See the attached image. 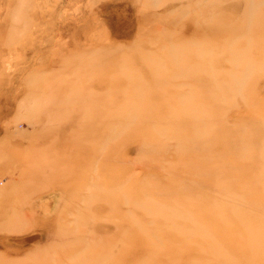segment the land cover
<instances>
[{
	"label": "rangeland",
	"instance_id": "1",
	"mask_svg": "<svg viewBox=\"0 0 264 264\" xmlns=\"http://www.w3.org/2000/svg\"><path fill=\"white\" fill-rule=\"evenodd\" d=\"M0 207V264H264V0H0Z\"/></svg>",
	"mask_w": 264,
	"mask_h": 264
},
{
	"label": "bare ground",
	"instance_id": "2",
	"mask_svg": "<svg viewBox=\"0 0 264 264\" xmlns=\"http://www.w3.org/2000/svg\"><path fill=\"white\" fill-rule=\"evenodd\" d=\"M210 83H214V81H211ZM215 83L216 84H218L216 81H215ZM219 85V84H218ZM70 109H75V107L74 106H72L71 108H68L67 110H70ZM72 112H76L75 110H71ZM196 112H199V111H194L191 115H190V117H189V119H187V120H185V119H183L182 118V122L185 124V123H190V122H196L197 120H198V115L197 114H195ZM194 114V115H193ZM193 115V116H192ZM135 117H130V114L129 113H127V116H126V121H127V123L128 124H130V122H134V121H137V120H139V119H134ZM138 118V117H137ZM139 118H140V116H139ZM107 121H108V119L105 121V123H104V126H105V124L107 123ZM147 122V119L145 120V122L144 123H146ZM101 124V120H100V122H99V125ZM115 124H116V122H115ZM102 127V126H101ZM198 127H200V125H198ZM113 129V128H112ZM107 133H109L108 131H106ZM115 132V131H114ZM144 132V131H143ZM119 132H117V135L115 134V133H112V134H110L108 137V139H106V140H97V139H94V138H91V139H94V143H96V144H93V146H91L90 147V149H89V153H91V154H95V155H99L100 154V152L101 151H99L100 150V148H99V144H101L102 145V143H104V142H113V141H115L116 139H118V137H119ZM211 135H212V133H210ZM141 135H142V137L143 138H145L146 140H147V133H141ZM82 146H84V145H81L80 147H82ZM182 146V145H181ZM102 154V156H104V158H106V157H108V155H110V154H113V151H111V150H108V151H106V149L104 148L103 149V153H101ZM242 156H244V157H249V153L248 154H246V153H244ZM102 158V157H101ZM130 206H134V203H131L130 204ZM2 207V206H1ZM0 207V208H1ZM13 229V228H12Z\"/></svg>",
	"mask_w": 264,
	"mask_h": 264
}]
</instances>
